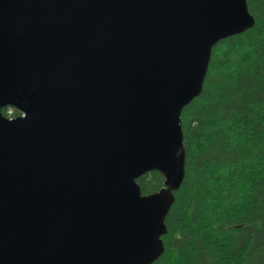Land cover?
I'll use <instances>...</instances> for the list:
<instances>
[{"label":"water","instance_id":"1","mask_svg":"<svg viewBox=\"0 0 264 264\" xmlns=\"http://www.w3.org/2000/svg\"><path fill=\"white\" fill-rule=\"evenodd\" d=\"M254 24L247 0H0V264L158 259L182 110L213 47Z\"/></svg>","mask_w":264,"mask_h":264},{"label":"trees","instance_id":"2","mask_svg":"<svg viewBox=\"0 0 264 264\" xmlns=\"http://www.w3.org/2000/svg\"><path fill=\"white\" fill-rule=\"evenodd\" d=\"M247 3L254 26L213 47L182 110L185 177L152 264H264V0ZM164 181L157 170L138 178L144 194Z\"/></svg>","mask_w":264,"mask_h":264},{"label":"rangeland","instance_id":"3","mask_svg":"<svg viewBox=\"0 0 264 264\" xmlns=\"http://www.w3.org/2000/svg\"><path fill=\"white\" fill-rule=\"evenodd\" d=\"M8 114L9 115H7L8 117H16V116H18V115H21V114H18V115H14V108H12V107H9L8 108Z\"/></svg>","mask_w":264,"mask_h":264}]
</instances>
